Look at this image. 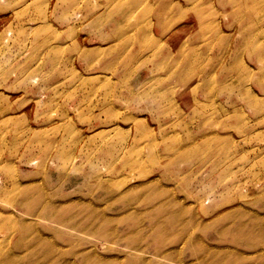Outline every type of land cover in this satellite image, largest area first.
<instances>
[{
	"label": "rangeland",
	"instance_id": "rangeland-1",
	"mask_svg": "<svg viewBox=\"0 0 264 264\" xmlns=\"http://www.w3.org/2000/svg\"><path fill=\"white\" fill-rule=\"evenodd\" d=\"M0 264H264V0H0Z\"/></svg>",
	"mask_w": 264,
	"mask_h": 264
},
{
	"label": "bare ground",
	"instance_id": "bare-ground-1",
	"mask_svg": "<svg viewBox=\"0 0 264 264\" xmlns=\"http://www.w3.org/2000/svg\"><path fill=\"white\" fill-rule=\"evenodd\" d=\"M247 100V102L250 104V105H256L255 104V99L253 98V97H251V96H249V98L248 99H246ZM247 127H248V125H246Z\"/></svg>",
	"mask_w": 264,
	"mask_h": 264
}]
</instances>
